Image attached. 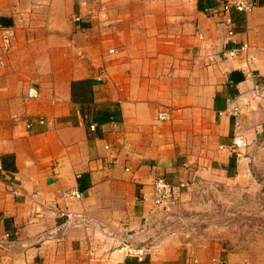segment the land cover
<instances>
[{
	"label": "crops",
	"instance_id": "crops-1",
	"mask_svg": "<svg viewBox=\"0 0 264 264\" xmlns=\"http://www.w3.org/2000/svg\"><path fill=\"white\" fill-rule=\"evenodd\" d=\"M226 1L0 0V264H239L150 227L157 177H247L264 145V0L230 27Z\"/></svg>",
	"mask_w": 264,
	"mask_h": 264
},
{
	"label": "rangeland",
	"instance_id": "rangeland-1",
	"mask_svg": "<svg viewBox=\"0 0 264 264\" xmlns=\"http://www.w3.org/2000/svg\"><path fill=\"white\" fill-rule=\"evenodd\" d=\"M256 156L247 177L205 174L176 204L157 209L150 225L154 238L223 251L239 264H264V145L258 146Z\"/></svg>",
	"mask_w": 264,
	"mask_h": 264
},
{
	"label": "built area",
	"instance_id": "built-area-1",
	"mask_svg": "<svg viewBox=\"0 0 264 264\" xmlns=\"http://www.w3.org/2000/svg\"><path fill=\"white\" fill-rule=\"evenodd\" d=\"M254 0H228L226 1L218 10H207L206 14L213 17L220 19V23L223 25L230 27L232 22L229 18V13L232 11L238 12V13H249L254 8ZM80 19L75 18L74 22L78 23ZM2 33V49L5 52V54H8V52L11 49V40L13 34L9 31H3ZM229 36H232L233 33L229 32ZM253 49L250 45H242L238 49H231L226 52V56L229 59H236L240 54H244L246 56V73L247 77H252V70L250 69V66L255 62V57L248 55V53ZM114 51H109V54H113ZM5 62L4 58L0 57V68L4 67ZM254 94L257 97H260L263 94V88H260L256 86L254 88ZM39 98V93L35 88H28L26 92V100L33 101L37 100ZM238 111L234 110L233 115L235 119L238 117ZM169 119V113L168 112H159L157 113V120L159 122H165ZM235 126L238 127L239 124L236 121ZM91 130L95 129V126H92L90 128ZM248 144L240 137H234L233 144L231 147L228 148L229 153H237L239 151L246 150L248 148ZM106 150H109L110 147H105ZM117 161H113L112 164H117ZM128 172V171H127ZM186 189V185L184 183H181L177 186H173L169 184L164 178L157 177L156 180L153 183V205L157 209H168L170 206L176 204L182 197V193ZM65 197L67 199H75V200H81L82 195L78 193L77 191L68 192L65 194ZM66 216V215H65ZM3 241L0 240V249H2ZM132 254V251L129 252V255ZM139 255V254H138ZM142 255V253H141ZM193 264H196V260L193 258Z\"/></svg>",
	"mask_w": 264,
	"mask_h": 264
},
{
	"label": "trees",
	"instance_id": "trees-1",
	"mask_svg": "<svg viewBox=\"0 0 264 264\" xmlns=\"http://www.w3.org/2000/svg\"><path fill=\"white\" fill-rule=\"evenodd\" d=\"M263 0H259V4H262Z\"/></svg>",
	"mask_w": 264,
	"mask_h": 264
}]
</instances>
